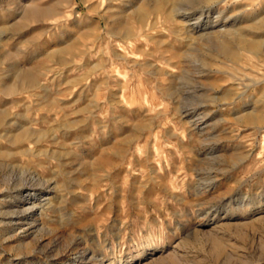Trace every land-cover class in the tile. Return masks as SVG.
Masks as SVG:
<instances>
[{"label":"rangeland","instance_id":"rangeland-1","mask_svg":"<svg viewBox=\"0 0 264 264\" xmlns=\"http://www.w3.org/2000/svg\"><path fill=\"white\" fill-rule=\"evenodd\" d=\"M176 1L0 0V264H264V0Z\"/></svg>","mask_w":264,"mask_h":264},{"label":"bare ground","instance_id":"bare-ground-1","mask_svg":"<svg viewBox=\"0 0 264 264\" xmlns=\"http://www.w3.org/2000/svg\"><path fill=\"white\" fill-rule=\"evenodd\" d=\"M183 1H185V2H188V3H191V4H194V1H192V0H178V1H176V2H173L174 4H173V7H174V9L176 10V6L177 5H180ZM199 1V0H198ZM203 1V0H202ZM209 1V0H208ZM211 1V0H210ZM197 3H199V2H197ZM172 7V8H173ZM171 10H173V9H171ZM184 11V10H183ZM180 11H178V13H179ZM192 27H193V29L195 28V25H192ZM190 30V29H189ZM189 32V31H188ZM232 44V45H231ZM263 43H260L259 41H253V42H251V47H253V52H255L256 54H261L262 56H264V45H262ZM232 49H233V43L232 42H220L218 45H217V50H218V52H219V54H221V55H225V56H232L233 55V53H232ZM254 53V54H255ZM250 118L251 119H253L254 118V116L253 115H250ZM39 151V150H38ZM35 153H33V154H38V156H40V155H44L43 153H36L37 151H34ZM45 152V151H44ZM37 159V158H36ZM2 165V164H1ZM32 172V171H31ZM37 176V175H36ZM19 178V177H18ZM11 179V178H10ZM26 179V178H25ZM24 179V180H25ZM28 180V179H27ZM1 182H3V184H4V182H6L5 180H0ZM18 181V180H17ZM11 182V181H10ZM33 182V181H32ZM17 184H19V183H17ZM25 184V183H24ZM33 184H35V183H33ZM38 184V183H37ZM36 185V184H35ZM41 185V184H40ZM8 186V185H7ZM23 186V185H22ZM21 186V187H22ZM32 186V185H31ZM38 186V185H37ZM20 187V188H21ZM8 190V189H7ZM53 190V189H52ZM45 195V194H44ZM30 199H35V196L33 195V197L31 196L30 197ZM36 204L37 203H35V204H32L31 206H28V207H25V208H22V210H20L18 213H21V214H28V212H30L31 210H33L34 208H35V206H36ZM39 204V203H38ZM44 205L45 204H47V203H43ZM40 206H42L41 204H40ZM41 208V207H40ZM28 224H30V225H34V221H31L30 223H28Z\"/></svg>","mask_w":264,"mask_h":264}]
</instances>
